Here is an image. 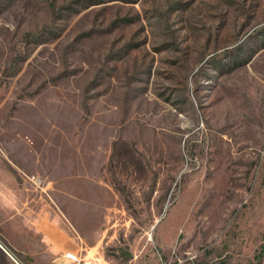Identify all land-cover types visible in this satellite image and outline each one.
Instances as JSON below:
<instances>
[{"label": "rangeland", "instance_id": "374dc122", "mask_svg": "<svg viewBox=\"0 0 264 264\" xmlns=\"http://www.w3.org/2000/svg\"><path fill=\"white\" fill-rule=\"evenodd\" d=\"M0 186L26 249L264 264V0H0Z\"/></svg>", "mask_w": 264, "mask_h": 264}, {"label": "crops", "instance_id": "0c3cea01", "mask_svg": "<svg viewBox=\"0 0 264 264\" xmlns=\"http://www.w3.org/2000/svg\"><path fill=\"white\" fill-rule=\"evenodd\" d=\"M2 189L3 187L0 186V213L6 212L10 205L9 202L5 200L6 194ZM23 211L24 210H22V212ZM28 212V210L23 212L24 217L22 222L24 223V227L18 225L17 229L21 227L22 229L32 230L34 235L39 239V246L29 249L20 246L19 242L10 231L11 229L13 231V228L16 227L9 222L14 214L12 213L8 214L6 217H0V235L8 241L17 252L21 254H39L40 252H44L51 257L57 254L60 255L56 260L52 259L46 264H83V258H81L78 253V250L76 249V241H74L72 237H70L71 241L63 238L66 242H58L59 235L62 236L63 233L57 227L55 218L44 216L39 210L33 212L35 214L31 213L30 216L27 214ZM8 251L9 250H7V248H5L0 242V264H18ZM38 264L41 263L39 262Z\"/></svg>", "mask_w": 264, "mask_h": 264}, {"label": "built area", "instance_id": "2783aa9c", "mask_svg": "<svg viewBox=\"0 0 264 264\" xmlns=\"http://www.w3.org/2000/svg\"><path fill=\"white\" fill-rule=\"evenodd\" d=\"M6 248V247H5ZM8 250V249H7ZM9 252V254L17 261V263L18 264H21L16 258H15V256L10 252V251H8Z\"/></svg>", "mask_w": 264, "mask_h": 264}]
</instances>
